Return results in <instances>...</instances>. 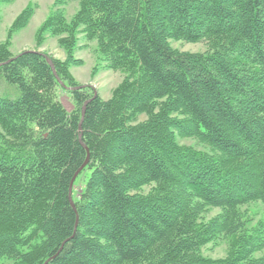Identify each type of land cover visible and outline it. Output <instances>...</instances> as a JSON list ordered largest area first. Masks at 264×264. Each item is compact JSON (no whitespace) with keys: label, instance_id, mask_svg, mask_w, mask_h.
<instances>
[{"label":"trees","instance_id":"obj_1","mask_svg":"<svg viewBox=\"0 0 264 264\" xmlns=\"http://www.w3.org/2000/svg\"><path fill=\"white\" fill-rule=\"evenodd\" d=\"M67 1L55 0L36 32L37 41L58 36L66 52L50 57L57 75L79 85L70 66L82 63L80 33L127 75L109 99L90 85L69 90L67 111L46 53L13 55L0 43V92L11 94L0 93V264H264V226L249 229L240 210L264 208V0H76L71 21ZM34 9L29 2L10 33ZM80 133L91 173L75 211ZM221 237L232 243L227 257L204 256Z\"/></svg>","mask_w":264,"mask_h":264},{"label":"rangeland","instance_id":"obj_2","mask_svg":"<svg viewBox=\"0 0 264 264\" xmlns=\"http://www.w3.org/2000/svg\"><path fill=\"white\" fill-rule=\"evenodd\" d=\"M55 0H15L12 3H4L0 6V43H8V47L13 55H17L26 50H37L46 53L50 57L65 60L66 52L60 46L58 36L46 33L42 41H37L36 32L43 21L52 10ZM34 4L35 12L28 25L23 28L14 29L10 33L12 24L18 14L27 6L28 3ZM61 8L64 11L66 20L71 21L78 10V1L68 0ZM83 29V26L81 27ZM12 35L11 37H9ZM79 42L76 49V58L82 59V63L70 66L71 75L75 78L78 86L90 85L102 99H109L115 89L123 82L127 71L123 69H113L107 66V62L97 49L96 40H88L84 33L78 34ZM174 48L181 51L204 52L207 50L205 42H186L182 40H170ZM61 86V85H60ZM1 95L11 96L4 91ZM15 96V94H12ZM57 99L64 105L67 111H72L75 102L72 93L61 87L56 90ZM146 116L142 115L141 119ZM181 144L192 145L200 150L212 153L209 146L197 141L195 138H179ZM91 173L90 169L82 171L75 180L73 187V198H76L79 191L85 187L87 179ZM154 185V184H153ZM153 185L144 186L141 191L148 192ZM241 212L245 213L248 221L247 226L253 229L258 225L264 226V208L261 202L255 201L240 207ZM221 209L218 207L204 215L205 220H209L218 215ZM232 250L231 240L221 237L216 241L207 243L202 248L204 256L212 259H223ZM8 263V262H7Z\"/></svg>","mask_w":264,"mask_h":264},{"label":"water","instance_id":"obj_3","mask_svg":"<svg viewBox=\"0 0 264 264\" xmlns=\"http://www.w3.org/2000/svg\"><path fill=\"white\" fill-rule=\"evenodd\" d=\"M45 58H46L47 62L49 63V65L51 66V68H52L54 74L56 75L59 84H60L63 88H65V89H67V90L74 91V90H78V89H80V88L82 87V86L70 87V86L66 85V84L64 83V81H63V80L57 75V73H56V69H55V65H54L52 59L50 58V56H48L47 54H45ZM0 65H2V64H0ZM96 95H97V92H95V96H96ZM89 101H90V99L87 100V101L85 102V104H84V106H83V108H82V116H81V121H80V126H79V129H80V130L82 129V122H83L84 115H85V111H86V105H87V103H88ZM80 143L86 148V150H87V157H86L84 163L80 166V168L74 173V175H73V177H72V179H71V181H70V185H69V194H68L70 204H71V206L73 207V209H74L75 211H77V208H76V204H75V201H74V198H73V187H74V183H75V180H76V178L78 177V175H79V174L82 172V170H83V169L89 164V161H90V153H89V149H88V147L86 146V144H85V143L83 142V140H82V133H80ZM78 221H79V219H78V216H77V220H76V223H75L74 233H75L76 230H77V227H78ZM50 259H51V258H49L48 260H46V262H45L44 264L48 263Z\"/></svg>","mask_w":264,"mask_h":264}]
</instances>
